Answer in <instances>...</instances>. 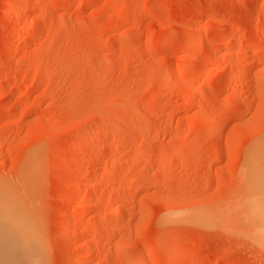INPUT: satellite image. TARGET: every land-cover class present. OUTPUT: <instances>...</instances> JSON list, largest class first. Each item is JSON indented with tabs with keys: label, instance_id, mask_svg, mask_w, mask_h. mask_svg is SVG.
I'll use <instances>...</instances> for the list:
<instances>
[{
	"label": "rangeland",
	"instance_id": "374dc122",
	"mask_svg": "<svg viewBox=\"0 0 264 264\" xmlns=\"http://www.w3.org/2000/svg\"><path fill=\"white\" fill-rule=\"evenodd\" d=\"M263 160L264 0H0V222L35 263L264 264Z\"/></svg>",
	"mask_w": 264,
	"mask_h": 264
},
{
	"label": "bare ground",
	"instance_id": "6f19581e",
	"mask_svg": "<svg viewBox=\"0 0 264 264\" xmlns=\"http://www.w3.org/2000/svg\"><path fill=\"white\" fill-rule=\"evenodd\" d=\"M213 128V127H212ZM263 144V143H262ZM255 163V162H254ZM258 163H260L259 161H258ZM263 163H264V160H263ZM261 169H263V168H261ZM246 170V169H245ZM249 170V169H248ZM259 171H261V170H259ZM249 172V171H248ZM249 174V173H248ZM254 176V175H253ZM252 176V177H253ZM251 178V177H250ZM249 178V179H250ZM255 179V177L252 179V180H254ZM249 181V180H248ZM251 181V180H250ZM254 182V181H253ZM250 183V182H249ZM251 184V183H250ZM250 186V185H249ZM251 187H252V184H251ZM253 188L255 189L254 191H257L258 192V194H259V196H260V198H259V200H256L253 204V207L254 208H252L253 209V211L255 212V216H257V217H260V218H262L263 220H264V170L262 171V178H260V179H257L255 182H254V184H253ZM256 199V198H255ZM258 199V198H257ZM251 201V200H250ZM254 201V200H253ZM251 203V204H252ZM249 206V205H248ZM250 206H252V205H250ZM249 206V207H250ZM2 208V210H3V208H4V206L3 207H1ZM7 209V208H6ZM13 209V208H12ZM1 210V211H2ZM12 211V210H11ZM6 212V211H5ZM117 212V211H116ZM8 213V212H7ZM7 213H3V214H0V216H2L4 219H5V221H3V223L5 224H8L9 225V223L10 224H12L13 225V223L12 222H10V220L12 219L11 217H10V220L8 219V216H10V215H7ZM6 214V215H5ZM112 215V214H111ZM198 215V214H197ZM201 215V214H200ZM203 215V214H202ZM256 217V218H257ZM191 218V217H190ZM195 218H197V217H195ZM0 219H1V217H0ZM6 219H8V220H6ZM17 219V218H16ZM2 220V219H1ZM19 220V219H18ZM18 220H16V221H18ZM12 221H14V220H12ZM193 221V220H192ZM14 223H16L15 221H14ZM18 223V222H17ZM25 223V222H24ZM4 224H2L1 222H0V264H39V263H35V260L34 259H31V257H30V255H31V253H32V251H29L30 249L29 248H26V246H25V242H26V244H28V241H25V242H23L22 240H21V238H25L26 237V234H25V236L24 237H19L20 235H17V232L15 233V230H17V229H15L14 230V226H6V225H4ZM262 225H264V222H262ZM261 225V226H262ZM16 226V225H15ZM20 227V226H19ZM264 229V228H263ZM18 234H20V233H18ZM23 236V235H22ZM260 237V236H259ZM262 238H264L263 236H262ZM25 240V239H24ZM30 246V245H29ZM29 249V250H28ZM32 250H34V249H32ZM34 251H36V250H34ZM33 251V252H34ZM30 253V255H28L27 253ZM36 254H37V251H36ZM36 254H34V256H36ZM25 255H28V256H26L27 257V259H28V257H30L29 258V260H25V258H24V260H21V259H23L22 257L23 256H25ZM38 255V254H37ZM17 256V257H16ZM33 256V254H32V258L34 257ZM20 257H21V259H20ZM37 257V256H36ZM35 258V257H34ZM31 260H33V262L31 261ZM38 261V260H37ZM39 262V261H38Z\"/></svg>",
	"mask_w": 264,
	"mask_h": 264
}]
</instances>
